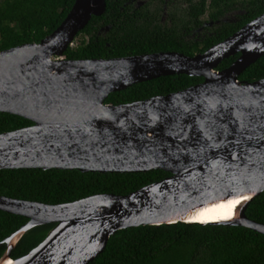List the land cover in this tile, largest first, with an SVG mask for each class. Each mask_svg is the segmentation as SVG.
Here are the masks:
<instances>
[{
    "label": "water",
    "instance_id": "1",
    "mask_svg": "<svg viewBox=\"0 0 264 264\" xmlns=\"http://www.w3.org/2000/svg\"><path fill=\"white\" fill-rule=\"evenodd\" d=\"M107 0H77L40 44L0 52V113L33 126L0 135V171L63 170L100 174L164 171L170 177L128 196L98 195L51 206L0 196V210L29 223L5 241L17 264H92L119 231L179 223L229 225L264 235L246 216L264 193V79L240 76L264 57V15L203 55L162 53L69 61L63 57ZM240 54L229 68H217ZM187 75L204 83L127 105L108 98L135 85ZM246 199L239 218L190 223L197 210ZM236 208V209H237ZM57 225L25 257L11 255L29 231Z\"/></svg>",
    "mask_w": 264,
    "mask_h": 264
},
{
    "label": "trees",
    "instance_id": "2",
    "mask_svg": "<svg viewBox=\"0 0 264 264\" xmlns=\"http://www.w3.org/2000/svg\"><path fill=\"white\" fill-rule=\"evenodd\" d=\"M77 0H0V52L27 44H40L66 20ZM130 0H107V11L94 17L71 46L64 60L116 59L127 56L177 51L188 56L204 53L232 37L264 15V0H187L191 25L204 15L212 21L242 11L236 23L220 26L203 44L180 39L176 31L152 30L149 7L133 11ZM164 8L166 0H157ZM144 11V13H142ZM143 15V16H142ZM142 16L143 20H140ZM111 26L105 36L101 30ZM77 38V39H78ZM240 54L225 60L219 71L229 69ZM264 79V57L241 76L243 82ZM203 78L179 75L135 85L112 94L107 105L120 106L167 96L192 88ZM33 126L24 118L0 113V135ZM171 174L152 171L137 174H100L63 170L0 171V196L51 206L71 204L98 195L128 196L163 181ZM248 219L264 225V193L247 207ZM29 220L0 210V260L8 251L5 241ZM55 224L32 229L20 240L12 259L18 260L42 244ZM92 264H264V235L249 228L229 225L183 224L145 226L119 231L112 236L105 252Z\"/></svg>",
    "mask_w": 264,
    "mask_h": 264
},
{
    "label": "flooded vegetation",
    "instance_id": "3",
    "mask_svg": "<svg viewBox=\"0 0 264 264\" xmlns=\"http://www.w3.org/2000/svg\"><path fill=\"white\" fill-rule=\"evenodd\" d=\"M158 5H160V3L157 0H130L128 3L125 4V8L127 6H134L135 8L134 10H132V12L133 11L139 12V10H142L145 7H149L148 9H146L145 12L149 11L150 17L146 19L145 21L148 20V21L154 22L152 25L148 26L150 29L152 30L162 29L165 32L166 31H176L179 34L180 39L185 40L186 42L190 40H194L195 42L200 43V44H203L208 38L213 37L214 32L223 24L236 23L238 21V16L244 13L242 11H235L230 14H227L223 19L218 20V21H212L208 13L204 15L202 19L198 20L196 25H191L190 19L188 16V11H187V8L189 7L190 4L187 0H166V3L162 11L160 9H157ZM142 13H144V11ZM235 14L237 15L236 19L232 20L229 18L230 16L235 15ZM142 16H139L140 20H143ZM111 30H112V27L107 26L101 30L100 34L107 36L111 32ZM78 37L79 35L76 37L73 43L74 44L73 47L76 46L75 42ZM206 52L204 53L199 52L192 57L203 55ZM162 53H178V54L188 56L184 53L177 52V51H163V52H157V53L141 54L137 56H146V55H154V54H162ZM137 56H127V57H137ZM188 57H191V56H188ZM123 58H126V57H123ZM218 68H217V71L222 72V71H219ZM175 76H179V75H175ZM169 77H174V76H169ZM198 78H201V77H198ZM204 81L202 83H204ZM239 81L243 82L240 80V78H239ZM56 226L57 225H55V227Z\"/></svg>",
    "mask_w": 264,
    "mask_h": 264
},
{
    "label": "bare ground",
    "instance_id": "4",
    "mask_svg": "<svg viewBox=\"0 0 264 264\" xmlns=\"http://www.w3.org/2000/svg\"><path fill=\"white\" fill-rule=\"evenodd\" d=\"M229 201H239L238 203L229 204ZM247 202L246 199L231 198L224 200L209 206H205L193 213L188 219L190 223L200 222L203 224L209 223H224L236 221L239 218L238 208ZM217 205H224L223 208L217 207ZM238 207V208H237ZM237 208V209H236ZM0 264H17L16 262L6 258L0 262Z\"/></svg>",
    "mask_w": 264,
    "mask_h": 264
},
{
    "label": "rangeland",
    "instance_id": "5",
    "mask_svg": "<svg viewBox=\"0 0 264 264\" xmlns=\"http://www.w3.org/2000/svg\"><path fill=\"white\" fill-rule=\"evenodd\" d=\"M236 17H237V15L235 14V15L230 16L229 18L232 19V20H234V19H236ZM81 39H82V37H81V38H78V39L76 40L75 44L77 45L78 42H79Z\"/></svg>",
    "mask_w": 264,
    "mask_h": 264
},
{
    "label": "snow or ice",
    "instance_id": "6",
    "mask_svg": "<svg viewBox=\"0 0 264 264\" xmlns=\"http://www.w3.org/2000/svg\"><path fill=\"white\" fill-rule=\"evenodd\" d=\"M239 201H229V204H232V203H238ZM217 207L219 208H223L224 205H217Z\"/></svg>",
    "mask_w": 264,
    "mask_h": 264
},
{
    "label": "built area",
    "instance_id": "7",
    "mask_svg": "<svg viewBox=\"0 0 264 264\" xmlns=\"http://www.w3.org/2000/svg\"><path fill=\"white\" fill-rule=\"evenodd\" d=\"M74 44H72V46H73Z\"/></svg>",
    "mask_w": 264,
    "mask_h": 264
}]
</instances>
